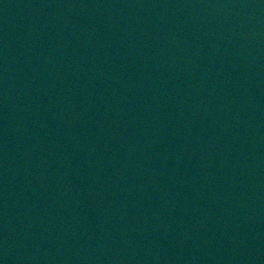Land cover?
<instances>
[{
  "label": "water",
  "instance_id": "1",
  "mask_svg": "<svg viewBox=\"0 0 264 264\" xmlns=\"http://www.w3.org/2000/svg\"><path fill=\"white\" fill-rule=\"evenodd\" d=\"M0 264H264V0H0Z\"/></svg>",
  "mask_w": 264,
  "mask_h": 264
}]
</instances>
